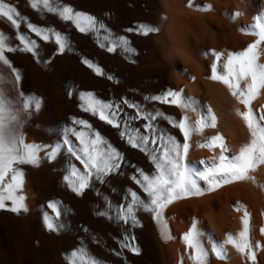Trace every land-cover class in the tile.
Returning a JSON list of instances; mask_svg holds the SVG:
<instances>
[{
    "label": "bare ground",
    "instance_id": "1",
    "mask_svg": "<svg viewBox=\"0 0 264 264\" xmlns=\"http://www.w3.org/2000/svg\"><path fill=\"white\" fill-rule=\"evenodd\" d=\"M18 12L19 28L0 18V35L6 47L16 49L5 52V58L21 74L14 88L10 70L0 65V105L6 130L15 128L26 144L42 146L37 153L39 163L16 165L23 172L21 186L13 192L23 197L26 211L13 213L5 210L11 204L5 200L0 209V264H194L190 260L191 248L181 239L194 225L195 241L207 253V264H264V165L250 170L247 179L222 184L209 190V181L200 179L220 162L219 148L202 145L214 135H220L227 146L229 158L251 139L243 120L237 112L243 105L225 85L212 81V52H220L217 73L223 74L227 53L243 51L255 42V24L264 20V0H48L49 12L43 0H2ZM35 2L33 9L30 3ZM71 7L90 15L96 30L80 33L70 22L59 19V10ZM40 26L49 33L63 35L68 47L63 53L56 51L54 43L39 41L28 32L27 23ZM144 24L155 28L148 35L135 31ZM103 25V27H100ZM18 34L37 41L38 57L19 49ZM121 37L134 49L133 54L123 51ZM113 45L109 53L107 47ZM257 63L264 64V42H261ZM99 67L97 76L82 61ZM111 77V79H109ZM243 87V81L238 89ZM165 90L181 93L179 106L154 102L145 97L162 95ZM81 93H92V98L109 105L108 114L115 112L118 126L104 123L83 110L85 101ZM39 98L37 112L34 99ZM25 100L29 108L24 109ZM137 105L149 120L135 118V109L125 103ZM215 117V125L207 119V110ZM249 110L259 124L264 125V88L250 102ZM162 113L155 121L150 117ZM166 117L179 123L185 118L189 128V150L185 167L193 173L200 194L175 199L162 213V222H154L150 213L136 208L139 227H132L118 219V213L129 189L147 203L148 198L130 177L139 168L147 175H155L151 157L128 145L129 130L144 135L145 122L157 128L156 144L163 145L170 134L183 143L176 128L169 127ZM73 120H84L87 128ZM198 121H206V125ZM69 129L100 135L103 149L114 147L120 153L121 167L118 175L110 174L101 184L89 178V187L77 197L71 192L63 177L71 167L83 173V165L70 153L63 141L67 138L79 147ZM151 141L150 152L157 157L162 148ZM47 145L45 149L43 146ZM57 148L55 158L49 162L46 152ZM11 183L10 175L5 178ZM0 193L7 192L0 188ZM49 202L57 204L60 216L48 208ZM104 211V217L99 216ZM47 213L59 227L48 231L42 223ZM247 213V242L253 260L242 255L232 245L225 243L226 236L239 242L238 233L244 230L242 218ZM129 237L124 240V236ZM139 249L133 254L120 244H133ZM259 245V247H257ZM213 246L223 253L218 258Z\"/></svg>",
    "mask_w": 264,
    "mask_h": 264
},
{
    "label": "snow or ice",
    "instance_id": "2",
    "mask_svg": "<svg viewBox=\"0 0 264 264\" xmlns=\"http://www.w3.org/2000/svg\"><path fill=\"white\" fill-rule=\"evenodd\" d=\"M44 8L49 12H56L57 9L52 8L48 4V0H43ZM30 6L35 9L36 3H30ZM18 12L16 9L8 3L0 0V18H4L9 21L13 28H19ZM264 16V14H262ZM59 19L63 21H70L77 31L85 33L88 31L96 30V22L90 15L83 14L79 11H73L71 7H63L59 10ZM28 32L37 37L39 41L45 43H54L56 45V51L63 53L68 47L66 38L59 32L53 31L49 33L40 26L27 23ZM103 27V25H100ZM257 31L254 35L257 37L255 42L250 43L243 51L238 53L228 52L226 60L223 63L224 73H217V61L221 59L220 52H212L213 63L211 65L210 79L212 81H218L226 86L228 91L243 105L244 111L237 112V115L243 120L248 133L250 134V141L244 146L240 147L237 154L232 155L230 158L226 156L228 149L224 144L220 135L212 136L203 147L206 148H219V163L214 169L208 170L207 173H200V179L209 181V190L215 187H219L222 184L230 183L238 180L247 179V174L250 170H254L256 166L264 165V125L259 124L256 118L249 110L250 102L256 97L258 91L264 88V64L257 63L258 52L257 46L264 42V20L258 18V22L255 24ZM126 31H135L137 35H148L156 31L155 28L148 27L144 24L138 26L137 29H128ZM16 39L21 45L20 51L29 53L34 57H38L37 53V41L27 39L24 35L18 34ZM121 44L123 51L127 54H133L134 49L130 46L129 41L125 37H121ZM16 49L12 47H6L4 43V36L0 35V65L5 66L10 70L11 77L14 78V88L21 81V74L16 70L10 61L5 58V52H13ZM107 51L112 53L114 51L113 45L107 47ZM87 67H89L97 76H100L101 70L99 67L91 64L89 61H82ZM111 79V77H109ZM243 81V87L238 89V84ZM181 93L172 90H165L162 95H153L150 98L145 97L146 100L151 99L154 102L167 104L169 98H171V104L179 106ZM81 99L85 101L84 111L90 112L98 119L112 127H117V121L115 120V112L112 115L108 114L109 105L102 103L99 99H93L92 93H81ZM127 107L135 109V118L149 120V117L140 110L137 105L127 103ZM34 106L38 112L41 107L39 98L34 99ZM24 109L29 108L28 100L23 103ZM163 115L162 113H155L150 117L151 121L157 120L158 117ZM207 119L215 125V117L212 111L207 110ZM166 123L169 127L176 128L183 138V143H178L177 139L172 135H168L165 139V134L161 133V140L163 145L156 144V132L157 128L154 124L145 122L143 125L144 135H138L129 130V134L121 132L120 136L127 140L128 145L134 149H139L141 152L148 154L151 157V162L154 166L155 175H147L139 168L134 169V174L130 177L135 185H138L139 189L143 192L144 196L148 198V202L145 203L136 191L129 189L127 196L130 201H124L126 204V210L122 207L118 213V219L125 224L131 222L132 227H139V221L136 218V208H142L144 212L150 213L154 222H162V213L164 208L172 203L175 199L189 196L193 194H200V189L197 187L196 180L193 178L196 173L191 172L185 167V156L189 150V128L186 125L185 118L181 117L179 123L171 117H166ZM73 123H78L81 126L87 128L88 125L84 120H73ZM199 124L206 125V121H198ZM78 142L79 147H75L67 138L63 143L67 148V152L75 157L83 165V173L78 172L75 167H71L69 174L63 177L67 183L68 189L73 192L77 197H80L84 191L89 187V178L94 179L101 184L105 183V178L110 174L118 175V170L121 167L119 163L120 153L114 148L109 146L106 150L100 147L103 144L99 134L92 132L90 136H86L83 131H74L69 129ZM156 144L158 148H162L159 156L157 157L153 152H150L147 144L149 142ZM45 145L43 148H47ZM42 150V146L36 143L26 144L24 138L20 135L15 128L6 130L3 120V106L0 105V188H3L7 192V196L0 193V209H5V200H8L11 204L10 207L5 210L19 213L20 211H26L23 204V197L14 196L13 192L18 189L22 184L23 172L18 170L16 165H33L36 166L39 163L37 153ZM57 154V148L51 147L50 152H46V159L51 162ZM10 175L11 183H6V176ZM47 208L55 215L60 216V212L57 210V204L55 202H49ZM99 216L104 217L106 213L100 211ZM247 213L242 218V224L244 230L238 233L239 242H237L232 236L225 237V243L232 245L237 252L242 255L247 250V258L249 261L253 260V252L247 242ZM42 223L46 230L57 231L58 225L54 223L53 218L47 213L42 216ZM261 233L264 234V228H261ZM194 225L189 228L187 233L181 237L185 243V247L191 248L190 260L194 264H207V253L203 248H200L195 241ZM127 235L124 236V240H128ZM121 248L127 247L133 254H138L139 249L133 244H120ZM259 247V245H257ZM213 253L220 258L223 253L218 251L215 246L212 249Z\"/></svg>",
    "mask_w": 264,
    "mask_h": 264
}]
</instances>
